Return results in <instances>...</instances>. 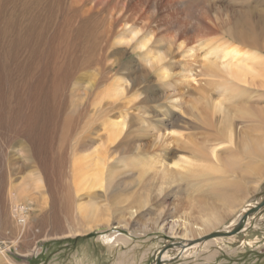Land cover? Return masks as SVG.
<instances>
[{
    "label": "rangeland",
    "instance_id": "obj_1",
    "mask_svg": "<svg viewBox=\"0 0 264 264\" xmlns=\"http://www.w3.org/2000/svg\"><path fill=\"white\" fill-rule=\"evenodd\" d=\"M185 1L0 0V126L7 187L0 193V241L6 242L0 256L14 264H156L168 251L172 260L166 264H264V213L247 231L223 236L209 249L181 252L184 224L195 229L214 212L225 229L236 218L220 214L224 209L204 193L209 187L199 186L203 180L169 171L183 172L187 165L181 160L189 158L176 136L207 138L191 87L206 80L203 59L212 48L231 44L259 52L264 44V0ZM238 33L246 41L237 39ZM133 34L146 39L143 50L135 47ZM160 54L171 74L163 83L157 81L161 69L148 65ZM118 84L124 94L112 99ZM119 125L123 130L109 149L105 189L79 195L78 202L74 188V205L68 206L74 159L104 152L105 140ZM160 157L169 169L142 174L124 163ZM31 172L38 177L37 203L49 200L35 216V207L22 204L17 195L16 204L11 196L14 185H22ZM243 186L249 205L264 201V180ZM79 204L94 207L101 227L66 240L49 238L75 230L68 222ZM19 206L32 215L25 237L15 230ZM107 234L111 240L102 238ZM191 236L188 243H201L203 237Z\"/></svg>",
    "mask_w": 264,
    "mask_h": 264
},
{
    "label": "bare ground",
    "instance_id": "obj_2",
    "mask_svg": "<svg viewBox=\"0 0 264 264\" xmlns=\"http://www.w3.org/2000/svg\"><path fill=\"white\" fill-rule=\"evenodd\" d=\"M184 2L186 1L184 0ZM115 6L117 5L115 4ZM252 24L253 22L251 25ZM208 26L211 27L209 24ZM132 33L133 31L128 34L131 35ZM136 36V34H133L131 40L134 42L135 47L143 50L145 48L144 40L146 39ZM244 36H240L238 33L237 39L246 41L245 39L247 38L244 39ZM191 52L192 51H190V53ZM203 61L205 62L203 65V72L206 80L199 82L198 87L197 85L192 86L191 93L195 94L192 103H194V109L197 112L198 120H200L201 125L205 127L202 131H207V138L200 140L191 134L188 136L182 134L177 137V134L175 133L176 137L174 140H177V143H180L181 148L189 154V156H187L189 158L181 160L185 165H187L183 167V172L171 169L169 171L174 173L177 172V174L183 175L186 178L197 177L203 180L199 186L201 187L204 182V185L209 187V190L205 189L206 192L204 193H208L212 199L219 203L218 207L224 209V211L220 214L227 213L229 216H234L236 218L234 219L235 222L226 225L225 229L220 228V226H222L221 224L218 225L221 220L217 218L218 216L214 212L213 214L206 215L202 218L204 224L200 227L192 229L190 224H184L182 226L186 229L182 235L184 245L182 247L180 245V247L181 252L185 253L190 250H193L194 252L198 251L199 253L201 249H209L212 245L224 241L226 238H222L223 236L237 235L238 233L247 231L249 226L253 223L252 221L254 220V217L260 216L264 213V201L249 205L250 203L247 202V193H245L243 186V184L247 181L255 180L258 184H260V180H264V44L259 46V52L242 49L239 46L231 44H224L222 47L212 48L209 50ZM114 89L115 91L111 93L109 97L112 99L121 98L124 94L123 86L120 84L114 85ZM260 101L262 102L260 103ZM240 124L243 125L242 128L239 126ZM212 125H215L216 127L218 126V130L211 132L207 127ZM122 130L123 125H119L115 129L111 130L113 135L109 134L105 140L107 146L104 148V152H95L92 155V159H74L73 166L75 169V183L73 182L74 184H72L71 187L67 185L68 188L66 194L69 196V200H67L69 203L68 206L71 205L70 202H73L74 205V201L70 198L72 197L71 191L74 188L76 190L78 202L81 201L79 199V195L85 194L91 196L96 190L105 189V176L106 171L108 173V166L110 165L109 160L111 158H109V149L117 142L119 134ZM3 148L0 126V193H3L4 189H6V166H2ZM185 157L186 155H184V158ZM147 161L149 160L133 159L127 160L124 163L126 167H131L135 170L138 169L142 174L154 168L163 169V171L165 169H169L165 164V160H162L161 157L160 159L158 158V160H154V162ZM16 191L17 189L15 192ZM15 192L13 193L16 196L19 192L17 194ZM25 192H27L25 186L21 187L20 195L17 196L18 200H23L22 194ZM41 195L44 197L45 193L41 192ZM45 196L47 197V195ZM8 199L9 198H7V201ZM43 201L47 202L49 200L47 199ZM14 203H16V201ZM43 203H37V206L35 207L37 211H41L43 208L48 206V203L46 206L43 205ZM18 208H20L19 213L17 214L20 225H18V229L16 228L15 230H18V233L25 237V229H28L27 222L32 215L30 214L29 208H22L20 206ZM73 214V218L70 222H68V228L71 230V228L74 227V231L69 232L68 230L69 233L67 234L64 229L62 231L63 233L57 234L55 232L52 233L50 237L48 235V237L53 238V240H66L74 236L78 237L81 234H85L95 228L101 227L99 225L101 218L96 216L95 209L90 204L89 206L79 204L76 208L74 207ZM86 219L89 221H86ZM83 221H85V223H83ZM78 222L79 224L76 226L75 224ZM239 226L241 229L237 231ZM212 231H215V233H211ZM191 233H196L199 238L203 237L199 241L201 243L194 245L188 243V241H193L191 240V237H193L191 236ZM31 235L35 236L37 239L38 234L34 233ZM102 238L108 241L112 239V236L108 237L107 234ZM168 254V251L163 252L162 256H160L157 261L160 260V264L168 263V261L172 260L169 258L170 256ZM195 256L197 255L195 254ZM4 261L8 264H14L12 263L13 261L10 262L4 256H0V263L4 264Z\"/></svg>",
    "mask_w": 264,
    "mask_h": 264
},
{
    "label": "crops",
    "instance_id": "obj_3",
    "mask_svg": "<svg viewBox=\"0 0 264 264\" xmlns=\"http://www.w3.org/2000/svg\"><path fill=\"white\" fill-rule=\"evenodd\" d=\"M29 155V154H28ZM30 158H33L31 155H30ZM31 167H33V163H32V161H31V164L30 165H28V164H26L25 165V169L26 170H30V168ZM27 171V172H28ZM32 173V172H31ZM37 180H38V177H35L34 175H33V173L30 175V176H27L25 179H24V181H22L21 182V184L23 185V186H25V188H26V191L27 192H25V193H23L22 194V198H23V200H24V203H22V204H30L29 206H32V207H36L37 206V202L39 201V198H40V194H39V188H38V186L36 185V183H37ZM22 185H20V184H17V185H14V187H15V189H14V187L12 188V191L13 192H15V190L17 189V191L15 192L16 194H17V196L18 195H20V190H21V187H22ZM26 185L28 186V187H26ZM7 188V187H6ZM6 190V189H5ZM7 191H8V189H7ZM6 191V192H7ZM29 191V192H28ZM13 192H12V198L16 201V198H15V194L13 195ZM28 194V195H27ZM28 196V197H27ZM30 196V197H29ZM7 199V198H6ZM27 200V201H26ZM28 201H30V202H28ZM40 212L39 211H36V212H34V211H31V214H33L34 216L35 215H37V214H39ZM4 243H6V242H1L0 241V245H4Z\"/></svg>",
    "mask_w": 264,
    "mask_h": 264
},
{
    "label": "clouds",
    "instance_id": "obj_4",
    "mask_svg": "<svg viewBox=\"0 0 264 264\" xmlns=\"http://www.w3.org/2000/svg\"><path fill=\"white\" fill-rule=\"evenodd\" d=\"M166 62H167L166 58L163 56V54H160L158 57L148 62L149 66L155 65L156 68L161 69L159 73L157 74V81L160 83L166 82L171 77V74L169 73V71L163 68V65ZM150 70L155 72V68L150 67Z\"/></svg>",
    "mask_w": 264,
    "mask_h": 264
},
{
    "label": "water",
    "instance_id": "obj_5",
    "mask_svg": "<svg viewBox=\"0 0 264 264\" xmlns=\"http://www.w3.org/2000/svg\"><path fill=\"white\" fill-rule=\"evenodd\" d=\"M241 226V225H240ZM240 226H239V228H238V230L237 231H239L241 228H240ZM233 234V233H232ZM175 246V245H174ZM161 263V261L159 260V261H157L156 262V264H160Z\"/></svg>",
    "mask_w": 264,
    "mask_h": 264
}]
</instances>
